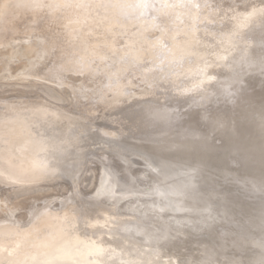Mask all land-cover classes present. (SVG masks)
Wrapping results in <instances>:
<instances>
[{"label": "bare ground", "instance_id": "1", "mask_svg": "<svg viewBox=\"0 0 264 264\" xmlns=\"http://www.w3.org/2000/svg\"><path fill=\"white\" fill-rule=\"evenodd\" d=\"M200 20L216 23L218 32L200 30L196 27L197 21ZM144 22L148 25L140 27ZM153 22L154 24H151ZM163 22L171 30L167 31L158 25ZM136 27L143 29L138 31L137 36H133L131 29ZM263 29L264 0H0V95L9 92L8 96H12L17 93L16 88L29 84L26 88L37 91V95H52L51 88H55L59 100L63 97L64 102L79 105L83 98L90 100L91 95L98 94L103 97L109 87L108 83L120 74L126 64L137 66L138 61L158 60L162 57L161 61L167 59L172 64L177 60L193 58L195 65L192 67L183 64L181 68L169 70L161 76L166 80V84L174 86L176 98L181 96L182 99H187L185 101L190 102L189 104H192L193 100L197 103L213 100L212 102H217H214L215 104L222 105L223 101L232 105L234 111L237 110V104L240 110H246L250 105V108L253 107L250 100H254V88L258 90L264 86V33L254 36V31ZM180 32L185 34L182 41L175 38ZM149 34L153 35L155 42L149 43L145 39ZM164 37L170 39V46L165 55H161L160 50L153 49V46L150 47L153 50L147 48ZM234 67L237 69H233ZM82 72L91 79L96 77V81L92 80L87 86L79 84L78 82L85 81L84 78L72 74ZM245 78L250 80V87L243 89L240 83ZM94 83L98 86L97 90H88V87L95 86ZM150 91L142 90L139 95L149 94ZM113 100H116V96ZM144 104L143 111L155 116L153 123L147 127L148 131L186 130L187 133L188 130L190 132L195 129V124H199L197 128L210 135V131L213 132L218 122L216 115L214 119L207 118L205 125L204 115L197 114L195 106L186 113L176 115L171 108L162 106L157 100ZM214 107L211 106L212 109ZM20 115L21 113H18V116ZM29 120V117L26 120H0V135L8 133L21 137L18 144L8 145L2 150L5 158L0 157V162L8 161L13 170L15 169L13 172L17 175L8 178L16 182L45 177L50 173L48 164L54 163L47 156L51 148L60 149L54 157L60 156L57 159L61 162L67 144L76 145L79 142L74 131L64 145L61 139L57 142H46V139L31 137L30 132L33 130ZM257 122H261V133L254 131ZM229 124L232 131L229 142L232 144H235L233 139L242 136V139H247L245 142L249 145L244 149H254V142L258 145L259 140L264 139V114L257 112L251 121L240 126L236 119ZM154 126L158 129H152ZM107 133L112 135L110 131ZM16 136L11 137V140ZM170 138L173 137L168 135L167 139ZM203 141L204 139H199L198 143L202 144ZM179 143L176 145L184 152L190 150L193 145L186 141ZM15 150L26 158L12 162L11 159L14 158L11 152ZM215 152L213 155L220 160L221 155ZM125 169L130 180L120 184L114 171L92 165L86 168L80 191L97 200L92 201L91 205H95L96 210L101 209L104 213L102 219L95 221L94 226L98 227H92L93 242L82 243L77 251L76 245L70 243L68 238L63 241L59 235L47 237L41 243L42 246L46 245V249L38 255L40 258L50 259L49 263L44 264H68L70 261L74 264H194L193 254L186 253L188 257L185 254L184 261H180L175 252L171 257L163 258L161 251H158L160 244L166 240L164 237L169 236L168 229L167 234L160 231L170 226L173 228V237L182 231L179 226L180 217L174 215L173 209L163 202L161 196L181 192L180 194L186 193L183 196L186 199L191 198L190 189L181 185L187 183L184 182L186 179L161 185L145 172L143 179L137 180L132 177L127 167ZM22 171L29 179L24 178ZM70 179L72 178L69 176ZM190 179L191 177L187 176V180ZM62 188L61 185H51L16 193L0 190V217L3 216L5 207L11 212H19L17 217L20 220L35 218L43 213L45 216L46 212L48 217L44 222L47 226L51 223L54 225V222L50 221L53 214L47 209L50 207V199L61 197L59 194L63 193ZM150 191L155 192V199L144 197L143 194ZM135 193L143 196L134 198L132 195ZM25 195H29L28 198L21 199ZM44 197L47 200L42 202V207L36 209L37 200ZM69 198L70 196L66 197ZM121 203L126 204V208L120 209ZM178 208L183 210L184 207ZM229 215L228 213L225 218ZM234 217L237 218L233 215L229 220L222 221L219 216V221L212 225V221L207 223V219H203V227L200 228L204 231L198 232V238L193 242L189 241L188 245L193 246L191 249L202 246L205 250L207 242L211 239L208 247L213 250L211 256L214 261L203 262L201 256L208 255L204 252L200 255L198 264H262L258 258L264 256L262 214L257 216L260 220L258 224L255 218L253 223L246 227L232 226ZM123 222L127 225L122 226L120 223ZM104 233L108 239L105 237L100 241L95 240L103 237ZM240 252L247 255L243 258Z\"/></svg>", "mask_w": 264, "mask_h": 264}, {"label": "rangeland", "instance_id": "2", "mask_svg": "<svg viewBox=\"0 0 264 264\" xmlns=\"http://www.w3.org/2000/svg\"><path fill=\"white\" fill-rule=\"evenodd\" d=\"M151 24H154V22ZM147 25L148 23L144 22L140 27ZM158 25L167 29V31L171 30L165 22L158 23ZM196 27L200 30L206 29L218 32V25L216 23H209L203 20L197 21ZM142 29L143 28L139 27L131 29V34L137 36L138 31ZM258 33H264V29L254 31V36ZM184 35L185 34L180 32L177 33L175 38L178 41H182L183 38H185ZM145 39L149 43L156 41L152 34L147 35ZM158 41L159 42H156L155 45H148L147 48L150 50L155 48V50H160L161 55H165L170 46V39L164 37ZM258 44L261 45L262 42ZM152 46L153 49L150 48ZM161 59L138 61L136 63L137 66L126 64L120 70V74L108 83L109 87L103 97L98 94L91 95L92 97L89 96L90 100L88 98H83V102L79 105L64 102L63 97L62 100H59L57 97L58 91L55 88H51L53 96L47 93H38L37 95L35 94L37 91L26 88L30 86L29 84H22V87L19 86L16 88L15 91L17 93H13L15 95L12 94V96H8L10 94L9 92V94L4 93V95H0V120H26V118L29 117V125L32 126L33 130L30 132L32 134L31 137L41 138V140L46 139V142H57L58 139H61V141H63L62 145H64L67 143V140H69L70 135L73 134L72 131L76 132L79 140L76 145L67 144L68 147L64 150L65 156H61L63 158L61 162L57 159V157L60 156L54 157V153H48V159L54 162L53 164L51 163L52 166L50 163L48 164L50 173L48 175L46 174L45 177L34 179L33 181L26 180L16 182L8 178V176L17 175L13 172L15 169L13 170L11 163H8V161H5L7 163L0 162V190H10L11 193H16L22 190L33 191L51 185H61L63 187L61 189L63 193L59 194L61 197L59 199H50V207L47 211L53 214L50 221L54 222L55 218L56 222H54V225L49 224L50 227L47 230H49V232H59L60 230L56 231L54 227L58 226V223L65 224L69 222L72 224L71 226L78 227L77 232L74 231V233H70L72 236L77 233L85 238V240L92 241L91 239H94L91 236L93 233V226H90L89 223L95 219H99L104 213L101 209L96 210V206L91 205L94 200L80 191L82 190V179L85 170L90 165L103 167L111 172L114 171L118 175L117 178L120 184H124L130 180L125 169V167H127L132 177L137 180L143 179L145 172V174H148L150 178L152 177L154 181L157 182L159 180L162 185L174 183L176 180L186 179L184 182L187 183H181L182 186H187L186 188L190 189L194 186H197L195 188H199L200 185L203 191L210 193H215L217 189L221 188L227 195H232L236 187L244 189L243 186L246 184L241 182L232 183L236 182V179L234 180V177L229 175L231 173L225 171L227 168L222 170L229 174L221 177L217 175L214 176L218 179V181H213L218 185L219 188L217 189H215L213 183L209 184L202 177H191L194 181L187 180V176L191 173L200 174L196 167L198 166V160L203 158L207 159V156H211L215 151V153L221 154V160L223 159V161H226L228 164L230 160H233L231 158H234L235 161L237 159L243 160V155L245 153L242 151L244 150L243 147L239 144L236 148L242 147V149L239 148L240 150L238 151V149H235L234 144L229 142L231 141L229 140V136L232 135L229 123L233 122L235 119L239 123L240 120L237 116V110L234 111L232 105L228 103L225 104L223 101L221 102L222 105L215 104L214 102L216 101L212 102L213 100L198 103L196 100H193V103L189 104L190 102L187 103L188 101H185L187 99H182L181 96L176 98L174 96V86L172 84H166V80L161 76L169 70L181 68L183 64L192 67L195 65V62L192 58L190 60H177L171 64L167 59L162 61ZM69 75H71V73L66 76L68 77ZM72 75L78 78H84L85 81L78 82L84 86L96 81V77L91 79L85 72ZM2 84L8 85L10 83ZM97 87V84H95L94 87H88V90H97ZM156 87L158 90L155 89ZM147 89L151 90V93L139 95L142 90ZM115 96L116 100H113ZM150 100L161 102L162 106L171 108L172 112L176 113V115L177 113H186L196 107L197 114L202 113L204 115L203 120L205 125H207L208 122L207 118L211 120L214 119L216 115L218 121L217 125L214 126L213 132H211L212 130L210 131V135L201 131L202 129L197 128L199 124H195V129L190 132L188 130L187 133L186 130L183 132H181V130H174L173 132H170L171 130L168 132L148 131L147 127L151 122L153 123V118H155V116L145 113L142 106H145L144 103ZM212 105L215 106L213 109L211 108ZM212 111L218 112V114L214 115ZM18 113H21V115L18 116ZM154 128L157 127H152V129ZM108 131H110L112 135L107 133ZM168 135L173 138L167 139ZM15 136L14 134L9 135L8 133L0 135V157L4 158L2 150L5 149L6 146H13L21 141V137L19 136L11 140V137ZM199 139H204L202 144L198 143ZM183 141L189 142L190 144L193 143L192 148L184 152L179 145H176V143L180 144L179 142ZM12 158H14L11 159L12 162L19 161L17 159L18 157ZM20 161L22 160L20 159ZM174 166L180 171V175L177 174V172L174 173V170H172ZM54 167L57 169L55 170ZM170 171H173V173ZM241 173L243 178L254 176L253 171L243 170ZM21 174L25 179H29L25 176L24 171H22ZM69 176L72 179L69 180ZM249 185L253 186H248L250 189L247 188V190L251 192L259 190V188L254 187V179ZM75 191L80 195H77ZM39 193L44 194V192ZM225 193L222 192V195H225ZM191 194L190 196H194L195 192L191 191ZM143 195L150 200L156 198L154 196L156 195L154 191L147 192ZM143 195L135 193L132 196L138 198L137 196ZM28 196L25 195L21 199L28 198ZM69 196L70 198L66 199V197ZM184 199L186 201L184 200V202H182L183 207H185V203L186 205L191 204L192 200L190 198L186 199L185 197ZM44 200H47V198L44 197L39 199V201L37 200L35 208L42 207V202ZM125 206L126 204L121 203L119 208H126ZM130 209L131 207L129 210ZM122 212L124 213V211ZM17 213L16 211L11 212L5 207L4 214L0 217V226H22L27 228L37 223V221H34L36 217L20 220L17 217ZM1 214L2 212H0V215ZM54 215L61 216H59L60 218H56ZM105 234L106 233H104L103 237L95 238V240L100 241L105 237L107 238ZM72 240L75 239L72 238ZM11 251L14 250L12 249ZM1 254V256H3V254L7 256V259H15V253L13 252L3 251ZM10 263L11 262H7L6 259L0 262V264Z\"/></svg>", "mask_w": 264, "mask_h": 264}, {"label": "water", "instance_id": "3", "mask_svg": "<svg viewBox=\"0 0 264 264\" xmlns=\"http://www.w3.org/2000/svg\"><path fill=\"white\" fill-rule=\"evenodd\" d=\"M233 69H237V68L234 67ZM249 82L250 80H247V78H245L244 80H242L240 85H242L244 89L245 87L246 88L250 87ZM252 99L253 98H251L250 100L253 105L252 108H250L251 107L250 105L249 107H247L246 110L245 108H242V110H240L239 105L238 104L237 106L235 105L237 107L236 109H237L238 119L242 121V122L239 121L238 123L239 126L244 122L251 121L252 117L257 115V112L258 114H264V86H262L258 90L254 88V100ZM255 120L257 121L258 119H255ZM259 127H261V122L259 123L257 122V125L254 128V131L257 133H261V131L263 130L259 131ZM263 140H259L258 145L255 144L254 142V149H244V148L249 147L247 142H245L247 141V139L246 138L242 139V136H239V139H237L236 137L235 139H233L235 143L234 147L235 149H238L239 151L240 150L239 148L242 149V147H239V148H236V147L239 146V144L243 146L244 150L242 151L245 152L243 155V160L237 159L235 161L234 158H231L233 160H230L228 164L226 161H223V159L221 160V156L219 158L220 160H218L215 157V155L212 154L211 156H207L208 157L207 159L203 158V159L198 160L197 162L198 166L196 167H197L198 173L200 174H193V173L189 174V176L192 178L196 176L200 178L202 177L209 184L213 183L215 189H217L219 187L213 181H218V179L214 176L217 175L221 177V176H225L231 173L229 175L233 176L234 180L236 179V182H232L233 184L238 183V182L246 184L245 186H243L244 189H240L239 187H236L232 193L233 196L227 195L224 192V190L221 188L217 189L215 193H212V192L210 193V192L203 191L200 185H199V188H195L197 186H194L190 188V192L191 191L195 192L194 196L190 198L192 200L191 204L185 206L183 210L179 209L178 207L180 208L183 207L182 202L183 200H185L184 199L185 197L183 196L186 193L180 194L181 192L180 193L175 192V193H171L170 195L167 194V195L161 196L163 198L162 200H164L163 202L166 203L167 206H170V208L173 209V213L175 212L174 215L177 218L180 217L179 222H181L180 223L181 225L179 224L178 225L182 227L181 228L182 231L178 233L176 237H173L171 235L173 228L170 226H168L167 228L165 227L162 231H160L163 234H167V229H168V232H169V236L167 238L164 237V239H166L165 242H163V244H160V248H158V251L159 250L161 251V255H163V258L171 257L172 254L175 252L178 259L180 261H184L183 255L186 256L187 254L189 255L190 253L194 255L193 263L198 264L200 260V255L205 252V254L207 253L208 255L201 256V259L204 260L203 262L212 263L214 261V257L211 256L213 250L211 247H208V245L211 244L210 243L211 239H209V241L207 242L208 244L205 250L202 246L199 248L195 247L194 249H191V247L193 246L188 245V243L190 244L189 241L193 242L195 239L198 238L197 236V234H199L198 232L204 231L203 229L200 228V227H203L201 225H203L204 218L207 219V223L209 221L210 222L212 221L213 223L212 222L210 223V225H212L219 221V216L222 217V221H223L225 219L229 220L233 215H236L237 218L234 217L231 225L246 227V226L251 225L255 218H256V224H258L260 220L259 218H257V216L259 215V213H261L262 219L264 222V215H263L264 214V143H263L264 141ZM59 151L60 149L51 148V151L49 153L57 154ZM11 154L13 157H16V158L18 157L17 159L19 161L20 159L22 160L26 158L25 155H23L22 153H17L16 150L14 152H11ZM230 156H227V157H230ZM172 168H173L172 170H174V173L177 172V174L180 175V171L177 169L176 166ZM222 169L224 170L226 169L225 171H228L229 173L223 171ZM243 170L253 171L255 177L251 176L249 178H245V177L243 178L242 173H241V171ZM170 172L173 173V171H170ZM253 179H254V187L259 188V190L251 192L247 190V188L248 186H253V185H249L250 183H252ZM190 181H194V180L190 179ZM157 183L161 184L159 180L157 181ZM222 192L225 193V195H222ZM172 199H175V200L172 201ZM228 213L230 215L228 216V218H225V216ZM43 214L36 217L34 221H37V223L34 222L35 223L34 225L32 224L31 226H28L27 228L22 227V226H0V262L6 259L7 262L9 261L11 262L10 264L49 263L50 259L40 258V256L38 255L42 254L43 251L46 249V245L45 246L41 245L42 240H46L47 237H50V236L52 237L53 235H59V238L62 237L61 240L63 241L65 240V238H68V240H70V243L74 245L78 244L76 245L77 251H79L78 249H80L79 247L81 246V244L87 241L85 240V238H83L81 235H78L77 233L74 236L71 235L72 233H74V231L77 232L78 227L71 226L72 224H70L69 222H66L65 224L58 223V226H55L54 229L56 231L60 230L59 232H49V230L47 229L50 226L49 225L47 226V224L45 223L48 216L46 212H45V216H43ZM55 216L59 217L61 215H55ZM99 219H102V217H100ZM95 221L96 219L90 222L89 224L90 226L97 228L98 226H94ZM54 222H56L55 218H54ZM120 224L122 226L127 225L124 222L123 224L122 223ZM50 225H52V223ZM216 226H220V225H216ZM126 232L124 234H126ZM136 236L137 235H135L134 237L136 238ZM72 238H74L75 240H72ZM144 241L146 240L144 239ZM87 242L92 243L93 241H87ZM197 242L199 243L200 240L199 241L197 240ZM170 244H175V245L170 246ZM12 249L14 251H11ZM3 251L15 253L14 254L15 259H7V256H4V254L3 256H1L2 255L1 253ZM246 255L247 253L243 254L240 252V256H242L243 258ZM258 258L261 260L262 264H264V256H260ZM232 259L233 258L231 257L230 260ZM68 264H74V262L70 261V263ZM114 264H119V263L114 262Z\"/></svg>", "mask_w": 264, "mask_h": 264}]
</instances>
